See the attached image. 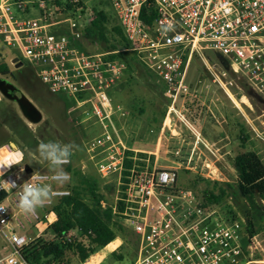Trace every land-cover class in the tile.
Wrapping results in <instances>:
<instances>
[{"label": "built area", "instance_id": "1", "mask_svg": "<svg viewBox=\"0 0 264 264\" xmlns=\"http://www.w3.org/2000/svg\"><path fill=\"white\" fill-rule=\"evenodd\" d=\"M109 1L130 44L127 49L100 48L90 32L95 15L81 0H0V38L34 64L36 77L49 93L70 97L66 113L76 129L97 128L82 143L86 162L81 171L92 166L100 181L116 177L118 196L111 210L134 235L131 264L259 263L247 257L259 243L255 234L248 239L242 220H224L190 189L178 187L176 170L158 167L155 152L128 146L141 126L134 114L112 102L109 92L126 71L125 61L117 56L131 52L162 83L164 97L174 104L188 93L192 56L202 58L204 68L211 70L217 64L208 65L207 56L215 54L264 99V0ZM10 62L20 64L18 59ZM215 81L221 85L217 76ZM10 149H14L10 144L0 147L4 152ZM70 166L71 158L63 169L72 178ZM33 172L21 164L0 176V190L6 193L0 204L7 208L0 211V264H27L23 253L38 237L26 233L28 225L40 220L52 224L56 200L70 194L71 180L61 188L51 171H39L52 187V200L36 216L25 217L17 208V188L10 189L3 181L20 186ZM100 206L106 207L102 200ZM121 244L117 236L85 262L99 254L95 264L101 263L105 250L119 255Z\"/></svg>", "mask_w": 264, "mask_h": 264}, {"label": "rangeland", "instance_id": "2", "mask_svg": "<svg viewBox=\"0 0 264 264\" xmlns=\"http://www.w3.org/2000/svg\"><path fill=\"white\" fill-rule=\"evenodd\" d=\"M81 1L94 15L96 11H102L107 17L105 26L108 42L96 38L102 46L100 48L108 50L110 44L115 46V50L124 48L113 32L117 21L110 1ZM80 24L86 27L84 32L89 30L84 19ZM100 48L97 51H101ZM95 51L92 48L91 53ZM210 55L207 56L208 65L217 64L211 70L204 68L202 58L192 56L187 72L188 93L172 104L163 95L162 83L143 69L131 52H126L121 57L129 62L131 68L125 71L109 96L125 112L134 114L136 125L141 126L139 136L133 138L128 146L155 152L157 166L174 168L178 187L190 189L198 200L205 201V194L218 196V202L208 205L224 220H242L246 225V217L249 216L254 224H264V216L260 213L264 199L257 195H240L237 172L233 166L234 157L246 152L256 154L264 165V99L248 85L246 79L234 73L224 60L215 54ZM13 59H18L20 64H11L10 60ZM34 69V64L23 59L16 49L6 46L0 38V79L15 86L41 113V120L31 123L15 101L0 94V144L6 141L13 143L24 153L22 164L26 168L46 172L50 171L49 164L41 159L37 151L38 144L41 141L62 144L74 142L78 148L71 156L72 168L94 178L97 193L106 206L112 207L118 196L116 177L100 181L93 167L88 164L85 173L81 171L82 164L86 162L82 143L85 138L94 136L97 128L82 125L79 130L76 129L66 113L71 105L70 97L64 93H49L36 77ZM215 76L221 85L215 81ZM226 91L234 96L239 106L228 98ZM243 100L246 102L243 103ZM75 179L72 176L71 186L76 183ZM58 186L62 188L69 185ZM85 198L89 199L88 196ZM111 221V227L122 241L118 249L121 258L116 259L105 250V257L99 264H115L116 261L118 264H131L134 260V235L121 216L114 215ZM41 225L40 221L28 225L30 227L26 233L38 237L29 244L27 251L39 242L54 241L52 233ZM255 235L259 245L252 252L248 251L247 257L259 261L257 264H264V226ZM65 238L71 242L81 240L76 230L69 232ZM2 247L0 238V250ZM98 256H91L90 262H95ZM81 263L71 251H66L57 262Z\"/></svg>", "mask_w": 264, "mask_h": 264}, {"label": "trees", "instance_id": "3", "mask_svg": "<svg viewBox=\"0 0 264 264\" xmlns=\"http://www.w3.org/2000/svg\"><path fill=\"white\" fill-rule=\"evenodd\" d=\"M107 17L102 11L95 12V18L91 21L90 32L101 42H108L106 26ZM113 32L117 35L119 44L127 49L125 45L128 42L123 37L121 29L114 26ZM108 50H115V46L110 44ZM107 50V51H108ZM117 57L123 59L126 63V70L130 69L121 55ZM129 166V162L125 163ZM233 166L237 172L238 190L242 197H253L254 195L264 199V165L253 152L239 153L233 159ZM72 176L76 177V183L70 186V194L67 197L56 200L53 210L56 214V220L48 226L52 233L54 241L42 242L23 253V258L27 264H57L62 259L66 251L75 254L80 262H84L91 254L102 249L110 242L114 241L117 234L111 227V220L114 217L111 207L102 208L100 201L102 197L97 193V182L94 178L81 174L74 170L72 166L67 168ZM213 194L204 195L205 205H211L218 202V196ZM88 196V200H86ZM6 197V193L0 190V202ZM117 209L121 210V204H117ZM260 213L264 216V204L260 208ZM246 232L252 236L264 226V224L252 222V219L246 217ZM257 226V227H255ZM76 230L80 241L71 242L67 240L66 235ZM116 259L121 256L112 254Z\"/></svg>", "mask_w": 264, "mask_h": 264}, {"label": "clouds", "instance_id": "4", "mask_svg": "<svg viewBox=\"0 0 264 264\" xmlns=\"http://www.w3.org/2000/svg\"><path fill=\"white\" fill-rule=\"evenodd\" d=\"M171 27V25H169ZM78 146L72 142L62 144L60 142H43L37 146V151L42 160L47 161L49 170L52 172V180L57 184H64L71 180L69 173L65 172L63 165L70 161L71 156ZM24 160V153L19 149H10L7 152L0 150V176L4 171L12 166L21 165ZM23 172V167L20 168ZM44 177L39 172H33L31 177L18 186L15 181L5 182L10 189L17 188L18 200L17 208L20 213L27 218L34 217L38 210L48 205L53 196L50 184L43 182ZM7 208L0 204V211H6Z\"/></svg>", "mask_w": 264, "mask_h": 264}, {"label": "water", "instance_id": "5", "mask_svg": "<svg viewBox=\"0 0 264 264\" xmlns=\"http://www.w3.org/2000/svg\"><path fill=\"white\" fill-rule=\"evenodd\" d=\"M0 94L4 98L15 101L29 122L37 123L41 120V113L35 105L24 94L19 92L15 86L4 79H0ZM10 145L12 148H16L13 143H10ZM26 170L30 172L29 168H26Z\"/></svg>", "mask_w": 264, "mask_h": 264}, {"label": "bare ground", "instance_id": "6", "mask_svg": "<svg viewBox=\"0 0 264 264\" xmlns=\"http://www.w3.org/2000/svg\"><path fill=\"white\" fill-rule=\"evenodd\" d=\"M227 95L229 96V98L232 100V101H235L236 105L239 106V102L233 97V95L226 91ZM243 98V97H242ZM243 103L246 102V100H243L242 101ZM113 245V244H112ZM99 255V254H98ZM100 256V255H99ZM99 260V258L95 261V262H90V260H88L87 262H85L84 264H95L97 261Z\"/></svg>", "mask_w": 264, "mask_h": 264}, {"label": "crops", "instance_id": "7", "mask_svg": "<svg viewBox=\"0 0 264 264\" xmlns=\"http://www.w3.org/2000/svg\"><path fill=\"white\" fill-rule=\"evenodd\" d=\"M5 144H10V143H9V141H6V142H4V143H1V144H0V147L3 146V145H5ZM55 220H56V219L53 218V219H52V222H54ZM40 222H42V225H41V226H42L43 228H45V229L48 228L49 225H46V223H45L43 220H40ZM37 232H38V231H37ZM94 256H95V255H94ZM98 257H99V256H98Z\"/></svg>", "mask_w": 264, "mask_h": 264}]
</instances>
